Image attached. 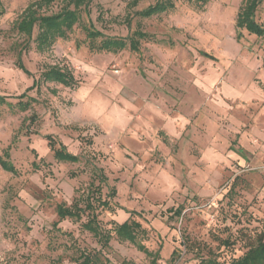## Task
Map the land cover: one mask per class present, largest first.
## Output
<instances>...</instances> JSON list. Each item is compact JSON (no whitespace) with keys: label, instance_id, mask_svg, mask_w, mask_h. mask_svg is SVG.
<instances>
[{"label":"rangeland","instance_id":"374dc122","mask_svg":"<svg viewBox=\"0 0 264 264\" xmlns=\"http://www.w3.org/2000/svg\"><path fill=\"white\" fill-rule=\"evenodd\" d=\"M32 1L1 0L0 94L26 95L0 105V154L9 149L15 166L0 165V264L245 253L264 232V30L238 26L243 0H174L152 17L138 12L157 0H93L45 50L37 27L28 37L14 26ZM256 19L264 28V2ZM89 24L108 37L150 35L138 51L96 49ZM55 65L76 81L45 79ZM75 203L78 219L58 215Z\"/></svg>","mask_w":264,"mask_h":264},{"label":"trees","instance_id":"16d2710c","mask_svg":"<svg viewBox=\"0 0 264 264\" xmlns=\"http://www.w3.org/2000/svg\"><path fill=\"white\" fill-rule=\"evenodd\" d=\"M62 1L64 4L58 12L46 14L42 12L43 8L51 7L56 2ZM196 1H206V0H196ZM93 0H34L27 5V7L20 14V17L15 22V28L19 33L25 36L32 37L34 29L38 28V34L36 36L37 47L40 50H45L52 46V44L59 37H65L66 32L72 30L73 26L78 23L82 18V12L86 11L88 15L90 14V4ZM139 0H128L127 6L134 7L137 5ZM264 2V0H243L241 5L237 24L238 26L245 27L251 32L262 33L264 28L256 19V13L259 6ZM2 2L0 0V16L4 13V8L2 7ZM175 7L174 0H157L154 4H150L145 9L140 10L138 13L142 17H152L154 15H159L161 13L172 10ZM87 35L91 38H102L101 43L96 49L102 50H112L118 48L122 50L127 47L130 43V47L134 51L140 49L141 41L146 39L148 32L143 29H136L129 38L123 37H108L100 30L96 29L93 24H89L85 27ZM22 66V65H21ZM44 78L48 80L53 78L54 80H60L67 84L74 83L75 76L67 68L59 67L57 65L50 67V72L48 73V66L45 72H43ZM26 94H20L16 96H7L0 94V105L6 104L13 106V102L10 98L18 99L15 104H20L23 106V101L19 100ZM26 108V106H24ZM68 159L75 158V156L66 155ZM0 165L3 169L14 172L15 166L11 160V152L6 149L0 154ZM91 205L92 203L89 202ZM88 204V205H89ZM80 210L79 203H75L72 206H65L59 204L57 207L58 215L61 218L72 217L79 218ZM95 220L90 219L86 224V228L92 231L96 236L100 233L99 226L94 224ZM120 226V231L127 227L126 223ZM120 236L126 237L125 234L119 233ZM105 236V234L103 235ZM130 237V236H128ZM227 243V242H226ZM200 264H264V232L258 238L257 242L251 245L248 250L245 251L241 256L234 257L230 262L225 263L219 261L217 258L207 257L200 261Z\"/></svg>","mask_w":264,"mask_h":264}]
</instances>
